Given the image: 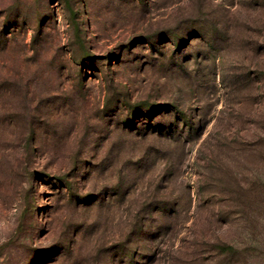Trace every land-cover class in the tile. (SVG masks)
<instances>
[{
    "label": "rangeland",
    "instance_id": "1",
    "mask_svg": "<svg viewBox=\"0 0 264 264\" xmlns=\"http://www.w3.org/2000/svg\"><path fill=\"white\" fill-rule=\"evenodd\" d=\"M0 264H264V0H0Z\"/></svg>",
    "mask_w": 264,
    "mask_h": 264
}]
</instances>
